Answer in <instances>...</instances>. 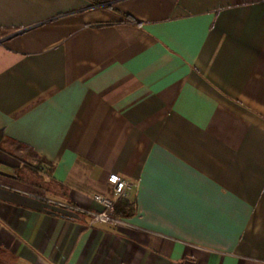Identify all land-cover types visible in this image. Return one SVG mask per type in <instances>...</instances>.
Segmentation results:
<instances>
[{
  "label": "crops",
  "instance_id": "obj_1",
  "mask_svg": "<svg viewBox=\"0 0 264 264\" xmlns=\"http://www.w3.org/2000/svg\"><path fill=\"white\" fill-rule=\"evenodd\" d=\"M0 30V255L264 264V0H0ZM111 173L135 211L91 224Z\"/></svg>",
  "mask_w": 264,
  "mask_h": 264
},
{
  "label": "trees",
  "instance_id": "obj_2",
  "mask_svg": "<svg viewBox=\"0 0 264 264\" xmlns=\"http://www.w3.org/2000/svg\"><path fill=\"white\" fill-rule=\"evenodd\" d=\"M95 3H100L95 1ZM0 36L6 35L8 33L7 30H0ZM5 139L4 131L0 129V147ZM23 161V170L19 178L25 182L26 184L34 187L40 188L42 190L51 191L57 194V191H54L50 187V183H52L55 187L59 189L58 194L64 193V189L59 188L52 180H50L52 176V165L48 164V162L41 157H37L36 163L33 161H29L26 159H22ZM135 211V203L127 197H121L114 203V212L117 216H128L133 214Z\"/></svg>",
  "mask_w": 264,
  "mask_h": 264
},
{
  "label": "built area",
  "instance_id": "obj_3",
  "mask_svg": "<svg viewBox=\"0 0 264 264\" xmlns=\"http://www.w3.org/2000/svg\"><path fill=\"white\" fill-rule=\"evenodd\" d=\"M108 181L112 185L113 191L118 199L121 197H126L127 190L132 187V183L130 181L121 177L117 173H111L108 176ZM94 199L103 205V209L93 213L91 224L96 222H121L120 216H117L114 212L115 201L101 194L95 195Z\"/></svg>",
  "mask_w": 264,
  "mask_h": 264
},
{
  "label": "rangeland",
  "instance_id": "obj_4",
  "mask_svg": "<svg viewBox=\"0 0 264 264\" xmlns=\"http://www.w3.org/2000/svg\"><path fill=\"white\" fill-rule=\"evenodd\" d=\"M0 33H2V32L0 31ZM49 185H50L52 190L57 191V193H58L59 189L57 187H55L52 183H50ZM54 197L59 198L57 196H54ZM6 263L7 264H15L13 260H11L9 258L6 259L5 256L0 255V264H6Z\"/></svg>",
  "mask_w": 264,
  "mask_h": 264
}]
</instances>
